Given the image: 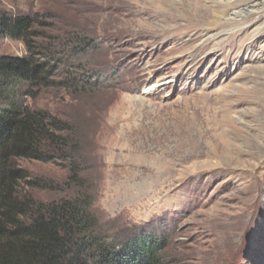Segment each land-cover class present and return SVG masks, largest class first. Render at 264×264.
<instances>
[{
    "label": "rangeland",
    "instance_id": "1",
    "mask_svg": "<svg viewBox=\"0 0 264 264\" xmlns=\"http://www.w3.org/2000/svg\"><path fill=\"white\" fill-rule=\"evenodd\" d=\"M2 14L39 15L44 41L95 40L28 99L71 145L18 160L42 182L24 195L88 197L111 237L167 238L166 264H264V0H0ZM0 55L27 47L0 31Z\"/></svg>",
    "mask_w": 264,
    "mask_h": 264
},
{
    "label": "trees",
    "instance_id": "2",
    "mask_svg": "<svg viewBox=\"0 0 264 264\" xmlns=\"http://www.w3.org/2000/svg\"><path fill=\"white\" fill-rule=\"evenodd\" d=\"M38 17L0 16L1 34L27 47L25 56L0 55V264H166L167 238L141 231L111 237L101 231L88 197L44 203L22 193L24 183L42 182L18 160L67 159L71 145L63 135L68 123L28 99L55 82L69 51L77 55L95 45L84 36L44 41Z\"/></svg>",
    "mask_w": 264,
    "mask_h": 264
}]
</instances>
